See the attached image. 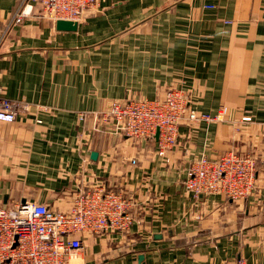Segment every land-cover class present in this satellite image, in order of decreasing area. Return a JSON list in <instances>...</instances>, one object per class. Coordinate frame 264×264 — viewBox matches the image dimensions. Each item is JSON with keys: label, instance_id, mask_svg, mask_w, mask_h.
Here are the masks:
<instances>
[{"label": "crops", "instance_id": "1", "mask_svg": "<svg viewBox=\"0 0 264 264\" xmlns=\"http://www.w3.org/2000/svg\"><path fill=\"white\" fill-rule=\"evenodd\" d=\"M19 4L0 0V90L22 104L0 121V206L67 211L99 187L130 200L129 230L87 234L72 264H264V0H103L76 31L37 5L9 29ZM176 87L213 119L184 122L164 157L96 120ZM230 150L256 158L253 194L195 197L189 166Z\"/></svg>", "mask_w": 264, "mask_h": 264}, {"label": "built area", "instance_id": "2", "mask_svg": "<svg viewBox=\"0 0 264 264\" xmlns=\"http://www.w3.org/2000/svg\"><path fill=\"white\" fill-rule=\"evenodd\" d=\"M101 4L102 0H20L9 29L32 16L36 5L52 22L79 23L87 10L99 9ZM21 107L20 101L6 98L0 90V121H16ZM211 119L192 108L189 94L177 87L167 90L160 99L115 100L96 117L99 123H114L116 130L129 138L156 140L161 157L177 144L184 122ZM188 174L185 185L195 197L221 194L244 200L256 188L257 160L250 154L225 151L214 160L202 156L193 161ZM131 207L132 202L121 193L104 187L78 194L67 211H55L36 202L0 206V264H72L73 258L80 259L87 234L129 230L134 221ZM226 264L246 262L238 259Z\"/></svg>", "mask_w": 264, "mask_h": 264}, {"label": "water", "instance_id": "3", "mask_svg": "<svg viewBox=\"0 0 264 264\" xmlns=\"http://www.w3.org/2000/svg\"><path fill=\"white\" fill-rule=\"evenodd\" d=\"M56 27L60 31H76L78 28V23L60 20V21L56 22ZM156 138H158V134H157ZM95 155H96V153L93 154L94 157H95ZM139 258L142 259L143 255H140Z\"/></svg>", "mask_w": 264, "mask_h": 264}, {"label": "rangeland", "instance_id": "4", "mask_svg": "<svg viewBox=\"0 0 264 264\" xmlns=\"http://www.w3.org/2000/svg\"><path fill=\"white\" fill-rule=\"evenodd\" d=\"M102 1H103V0H102ZM28 18H29V17H28ZM26 19H27V18H26ZM26 19H25V20H26ZM25 20H24V21H25ZM24 21H23V22H24ZM23 22H22L21 24H23ZM21 24H19V25H21ZM16 26H18V25H16ZM124 99H140V98H124ZM124 99H120V100H124ZM203 195H209V194H203Z\"/></svg>", "mask_w": 264, "mask_h": 264}, {"label": "bare ground", "instance_id": "5", "mask_svg": "<svg viewBox=\"0 0 264 264\" xmlns=\"http://www.w3.org/2000/svg\"><path fill=\"white\" fill-rule=\"evenodd\" d=\"M80 260H81V259H79V258H73V259H72L73 262H77V261H80Z\"/></svg>", "mask_w": 264, "mask_h": 264}]
</instances>
